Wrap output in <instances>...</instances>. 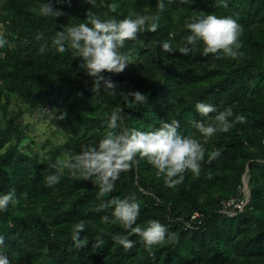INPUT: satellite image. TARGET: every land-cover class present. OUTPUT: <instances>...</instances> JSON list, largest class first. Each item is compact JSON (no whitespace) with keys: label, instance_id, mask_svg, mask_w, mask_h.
Returning a JSON list of instances; mask_svg holds the SVG:
<instances>
[{"label":"trees","instance_id":"1","mask_svg":"<svg viewBox=\"0 0 264 264\" xmlns=\"http://www.w3.org/2000/svg\"><path fill=\"white\" fill-rule=\"evenodd\" d=\"M51 3L66 15L53 21L38 13L41 3ZM156 32L147 28L136 40L126 41L122 52L132 65L120 74L104 73L118 91L148 94L145 105H121L119 97L91 91L92 81L78 65L72 51L59 53L52 45L55 31L83 22L91 9L101 19L156 15L158 0H0V31L8 41L0 48V194L15 190L17 202L0 211L3 252L10 264H264V0H164ZM227 5L225 7L224 5ZM201 12L231 16L243 27L239 37L242 53L236 59L204 54L198 43L181 55L191 33L186 21ZM43 39L37 40L36 36ZM168 41L174 53H165ZM41 45L46 46L43 53ZM11 100L33 108L54 109L51 123L70 134L66 146L77 154L84 145H94L106 134L112 110L124 107V128L152 131L160 121H179V131L201 143L204 138L191 121L215 123L216 112L207 117L195 109L198 102L217 108L231 107L247 123L236 124L227 133L218 132L204 143L205 157L199 176L190 171L174 187L137 155L138 163L120 174L113 192L99 197L91 180L67 169L52 168L60 149L32 152L24 127L8 117ZM60 111L67 116L60 120ZM22 113L18 111V115ZM2 120V121H1ZM220 156L208 162V155ZM60 175V182L46 185V177ZM248 176L249 201L241 214L228 217L218 212L223 200L241 195ZM242 196V195H241ZM134 197L140 202L137 225L157 220L175 235L149 250L142 238L119 222L104 224L113 208L97 212L101 200ZM201 216L192 229L179 221ZM170 216L173 222L167 220ZM183 219V220H180ZM79 221L85 228L79 239L73 230ZM135 226V225H134ZM119 233L135 242L126 250L113 240Z\"/></svg>","mask_w":264,"mask_h":264},{"label":"clouds","instance_id":"2","mask_svg":"<svg viewBox=\"0 0 264 264\" xmlns=\"http://www.w3.org/2000/svg\"><path fill=\"white\" fill-rule=\"evenodd\" d=\"M171 3V0H169ZM227 7V5H224ZM158 12L156 15H136L135 18L101 19L90 9L86 13V20L78 21L76 18L59 31H55L52 45L59 53H72L79 58L81 63L78 67L91 78V91L105 93L113 98L119 97L121 105H145L148 94L136 91H118L117 84L104 73L120 74L128 66L132 65L129 54L122 52L126 41L136 40L138 34L146 28L148 31L156 32L159 28L161 13L166 10L164 0H158ZM38 13L42 17L51 18L53 21L66 15L63 11L53 7L51 3H41ZM185 29L191 34L185 39L183 46H178L181 55H188L192 48L202 43L204 54H216V58L224 57L236 59L242 55L239 49L242 43L239 37L243 33V27L231 16H217L201 12L198 16L186 21ZM37 40L43 39L42 35L36 36ZM8 41L0 35V48L7 45ZM165 53H174L172 44L165 41L161 44ZM46 50L41 45L39 52ZM196 111L203 117L216 112L215 123H208L204 120L191 121L192 126L204 138L201 143L191 136H184L180 133L179 121L173 119L170 122L160 121L159 127L152 131H142L136 128H124L121 124L126 116L124 107L117 106L112 110L107 122L108 131L94 145H84L77 154L64 153L58 157L56 163L50 165L52 168L67 169L72 174H79L85 180L93 181L99 189V197L102 198L115 189V182L121 173L129 171L133 164L138 163L137 155L146 158L156 169L157 175L164 177L168 187L181 184L186 172L199 176L202 162L205 157L204 143H207L218 132L227 133L236 124L247 123L244 115H235L232 108H226L217 112V108L205 102H198L195 105ZM60 120L67 116L66 111H60ZM70 134H66L67 138ZM220 151L215 150L209 153L208 162L217 159ZM60 175L51 174L46 177V185L52 187L60 182ZM245 179L246 182H245ZM243 187L248 189V178L243 177ZM249 192V189H248ZM250 195V192H249ZM17 202L15 190L6 194H0V211H6L9 205ZM113 208L111 217L102 216L104 224L119 222L125 229L142 238L145 246L151 250L152 247L163 245L169 240H174L175 235L169 233L168 228L157 220H150L146 227L137 225L140 215V202L134 197L125 199L101 200L96 211H105ZM135 225V226H134ZM85 228V222L79 221L73 230V238L78 240L79 234ZM113 240L122 245L124 249L131 250L135 242L127 236L116 233ZM5 244L3 236H0V264H10V260L3 252Z\"/></svg>","mask_w":264,"mask_h":264},{"label":"rangeland","instance_id":"3","mask_svg":"<svg viewBox=\"0 0 264 264\" xmlns=\"http://www.w3.org/2000/svg\"><path fill=\"white\" fill-rule=\"evenodd\" d=\"M1 33L5 34L6 32L0 31ZM19 110L22 111L20 115L17 114ZM7 113L8 117H16V122L24 127L30 141L34 142L32 152L43 154L53 145L60 149L62 155L68 152L66 132L51 123L55 113L54 109L27 107L18 100H11ZM245 189L248 191L246 187Z\"/></svg>","mask_w":264,"mask_h":264},{"label":"built area","instance_id":"4","mask_svg":"<svg viewBox=\"0 0 264 264\" xmlns=\"http://www.w3.org/2000/svg\"><path fill=\"white\" fill-rule=\"evenodd\" d=\"M241 195L221 201L218 212L228 217H234L238 214H241L249 201V192L246 191L245 187L242 188ZM200 216V213H194L193 215H191L188 221L185 219H180L183 221L179 222H181V224L183 225L182 227L184 230L192 229L193 222L191 221H196ZM166 218L168 221L173 222L169 214L166 215Z\"/></svg>","mask_w":264,"mask_h":264}]
</instances>
